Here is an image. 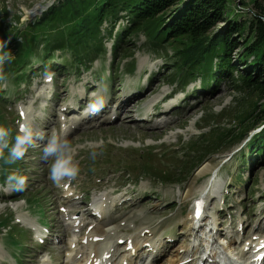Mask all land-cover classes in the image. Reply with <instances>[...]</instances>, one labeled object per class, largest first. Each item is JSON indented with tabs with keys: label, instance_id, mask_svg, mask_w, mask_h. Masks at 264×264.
<instances>
[{
	"label": "rangeland",
	"instance_id": "374dc122",
	"mask_svg": "<svg viewBox=\"0 0 264 264\" xmlns=\"http://www.w3.org/2000/svg\"><path fill=\"white\" fill-rule=\"evenodd\" d=\"M61 1L49 4V0H0V23L8 34L0 37L5 44L2 51L10 53L14 59L4 63L8 69L18 63L21 50L31 43L27 40L36 38L35 56L25 59L21 67V71L28 72V79L17 82L18 73H7L0 78V94H6L5 99H0V126L11 130L10 146L15 142L18 125L28 124L34 133V146L28 148L22 159L14 164L5 163L7 149L0 157V264H73L75 261H70V256L79 248L71 242L76 243L78 233L67 226V220L71 214H76L88 224L97 226L99 221L86 209L89 203L105 197L113 202L105 224L121 235L139 239H143L140 229H150L162 252L160 257L147 263V256L143 255L140 264H163L168 256L181 252L183 242L187 241L184 222L191 214L192 200L210 191L226 201L225 204L222 198L213 201L216 211L222 216L232 215L231 219L225 216L218 226V237L223 240L226 235L232 236L229 254L233 260H238L242 250L240 235H234L230 225L244 221V239H249L255 228L264 232V162L253 160L245 147L258 133L255 130L264 126L259 123L250 129V121L245 116L254 105H258V116L261 115L264 104L258 103L260 99L256 95L240 89L236 72L212 93L201 90V79L185 89L175 88L172 82L180 80L172 76L176 70L173 48L167 46L156 53L141 34L123 43L112 68L109 49L112 39L106 38V58L100 57L87 64L88 70L83 66L71 67V64L61 70L62 63L70 61V57L56 49L46 55L42 39H48L49 35L42 30L44 25L35 24ZM124 25L125 22L120 21L117 27ZM222 26V23L216 24L217 29ZM17 32L28 38L24 39L28 44L23 46L20 36H16V42H10V37ZM132 60L135 61L134 69ZM237 68L241 70L240 66ZM50 76L52 82L45 83ZM170 93L171 99L165 106L172 108L171 113L149 119L153 106ZM96 96H103L106 101L103 108L109 109L103 110L97 118L82 119L88 115L87 105ZM78 104L86 111L68 114ZM19 110L25 114L24 120L19 118ZM118 113V119L109 124L106 119ZM241 119L246 120L242 125ZM76 121L78 129L67 135V139L73 149L74 162L80 169L72 188L82 195L74 201H63L58 195L59 184L49 179L52 158L44 161L43 148L53 130L63 136ZM198 128L205 129L199 131ZM211 128L220 131L236 128L238 132L234 137L237 138L247 130V136L240 142L232 138L221 145V139H216L214 145L221 146L217 152L211 147L201 148V139L190 144V140L201 133L202 137L207 134L208 139ZM179 148V152H173ZM93 151L97 153L95 160L90 156ZM211 151L217 154L207 157ZM203 166L209 169L198 174ZM157 172H166L170 182L161 184L162 180L154 176ZM180 172L185 179L174 175ZM12 174L24 175L27 181L25 190L18 194L8 181ZM84 193L82 202L80 197ZM64 204L72 210L67 216L58 210ZM42 218L47 225L43 228L51 226L52 237L43 246H36L37 234L33 237L26 226L33 224L39 230ZM138 231L139 235H134ZM83 233H87L84 228L81 235ZM186 243L194 246L192 240ZM19 247L22 252L17 251Z\"/></svg>",
	"mask_w": 264,
	"mask_h": 264
},
{
	"label": "trees",
	"instance_id": "16d2710c",
	"mask_svg": "<svg viewBox=\"0 0 264 264\" xmlns=\"http://www.w3.org/2000/svg\"><path fill=\"white\" fill-rule=\"evenodd\" d=\"M243 10L248 13L244 15ZM120 21L125 25L113 37L111 68L123 43L141 34L156 53L167 46L173 48L176 70L172 76L180 83L187 85L188 80L200 77L203 88L209 89L210 83L217 87L236 72L240 89L256 95L260 99L258 103L264 104V0H62L35 24L44 25L42 30L49 35L43 40L46 55L55 49L66 52L71 60H65L62 68L71 64V67L89 69L87 64L105 57L103 41L112 37ZM218 23L223 24L220 29L216 28ZM6 35L0 23V37ZM15 38L16 33L10 37V42ZM24 39L28 38L22 36L23 46L28 44ZM27 41L31 43L21 50L18 63L10 69L4 63L0 65V78L7 73H19L25 59L35 55L36 38ZM0 44L5 46L2 40ZM257 109L258 105H254L245 116L250 121V129L264 123V109L259 116ZM245 122L241 119L240 125ZM237 132L236 128L221 131L211 128L208 135L212 140L205 134L199 146L211 147L217 152L228 139L240 142L246 138L247 130L241 138L234 137ZM216 139H221L220 145H214ZM245 147L253 160L264 162V130L256 133ZM157 173L155 177L162 180V184L170 182L166 172ZM183 174L174 173L185 179Z\"/></svg>",
	"mask_w": 264,
	"mask_h": 264
},
{
	"label": "bare ground",
	"instance_id": "6f19581e",
	"mask_svg": "<svg viewBox=\"0 0 264 264\" xmlns=\"http://www.w3.org/2000/svg\"><path fill=\"white\" fill-rule=\"evenodd\" d=\"M208 169V166H203L198 171V174H203ZM63 196L67 197L68 192ZM102 204L97 209H99V213L103 218L106 210ZM102 223H104V221ZM102 223L99 222L97 226L92 228L85 238L87 240L86 246H82L80 249L81 251L74 254L72 260L79 259L77 264H123L124 262H126V264H140V261L138 260L139 252H143L142 254H144L147 251L148 254L146 258L148 259V256L150 255H155L156 258L162 251L160 245L153 240H148L147 238L139 239L136 236L126 237V243L120 247L117 241L118 239H123L125 236H117V229L109 228L106 224ZM184 224L185 230H187L184 234V239H187V241L192 240L194 246H190L189 243H186L187 241L183 242L182 251L175 255L168 256L163 264H184L187 260H190L189 264H198L199 261L209 253L210 247V252L214 254L216 253L217 241L220 242V239L217 238L216 241L213 242V245H211V240L213 239L212 234H205V229L199 227L198 222L193 218V214L190 216L189 220L184 222ZM93 238H98V241L95 242ZM260 239H264V235H261ZM129 244H131L133 250L126 251ZM145 244H148L151 247L150 250L142 249ZM259 244V240L255 242V246ZM221 248L225 250L226 254L231 249L228 245L222 246ZM78 253L80 254L78 255ZM198 254H200L199 258L196 257ZM106 255H110V258L105 259ZM249 258V252L241 253V260H243L244 263H246Z\"/></svg>",
	"mask_w": 264,
	"mask_h": 264
},
{
	"label": "clouds",
	"instance_id": "9594fccd",
	"mask_svg": "<svg viewBox=\"0 0 264 264\" xmlns=\"http://www.w3.org/2000/svg\"><path fill=\"white\" fill-rule=\"evenodd\" d=\"M54 0H49V4ZM4 45L0 44V51ZM11 61V54L4 53L0 55V65ZM50 79V78H49ZM105 99L103 96H96L87 105V111L90 115H95L105 106ZM264 130V126L258 127L255 132ZM255 133H252L254 135ZM11 130L4 126H0V157H3V151L7 149L8 155L4 158L7 164H14L16 161L22 159L28 148L34 146L33 129L28 124H21L18 134L14 137V143L9 144V137ZM67 132L61 136L59 132L53 130L47 139L43 148V159L49 161L51 165L49 168V179L54 184H59L65 178L69 180L77 177L80 169L78 163L74 162L73 149L67 139ZM93 160L96 159L97 153L95 151L90 153ZM8 181L12 184L13 191L22 192L26 188V178L20 174H12L8 176Z\"/></svg>",
	"mask_w": 264,
	"mask_h": 264
},
{
	"label": "snow or ice",
	"instance_id": "6c2138e0",
	"mask_svg": "<svg viewBox=\"0 0 264 264\" xmlns=\"http://www.w3.org/2000/svg\"><path fill=\"white\" fill-rule=\"evenodd\" d=\"M197 214H198V212H197Z\"/></svg>",
	"mask_w": 264,
	"mask_h": 264
}]
</instances>
